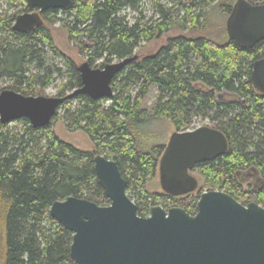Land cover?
Returning <instances> with one entry per match:
<instances>
[{"label":"trees","instance_id":"1","mask_svg":"<svg viewBox=\"0 0 264 264\" xmlns=\"http://www.w3.org/2000/svg\"><path fill=\"white\" fill-rule=\"evenodd\" d=\"M6 1L8 9L0 10V79L9 80L5 89L40 96L60 80L56 97H66L81 87L78 66L65 56L61 67L49 62L48 53L57 51L48 26L60 23L90 66L101 60L103 67L132 57L141 42L171 29L206 31L212 9L229 16L238 0H72L68 11L40 12L42 26L24 34L15 32L13 24L31 9L25 0ZM143 1L156 19L142 15ZM128 9L139 11L132 22L122 14ZM224 34L218 42L206 35L169 37L155 53L115 76L110 99L76 95L62 102L47 127L34 129L26 119L0 122V264H75L72 233L49 210L70 196L101 207L110 204L94 173L95 154L117 163L140 217H147L154 205L194 215L203 190L224 191L242 205L264 208V93L249 80L253 62L264 58V41L243 48L228 39L226 27ZM152 90L155 102L146 107ZM196 119L210 121L225 135L226 154L194 166L191 172L202 179L197 193H150L146 187L158 174L165 145L144 150L137 131L152 120H164L184 132L195 129ZM57 120L68 132H83L93 151L60 140L52 129ZM246 173L255 180L245 186Z\"/></svg>","mask_w":264,"mask_h":264},{"label":"water","instance_id":"2","mask_svg":"<svg viewBox=\"0 0 264 264\" xmlns=\"http://www.w3.org/2000/svg\"><path fill=\"white\" fill-rule=\"evenodd\" d=\"M25 1L31 12L19 15L13 24L21 34L42 26L40 12L68 11L72 5V0ZM225 27L228 39L240 47L250 49L264 41V3L236 1ZM137 59L133 55L102 68L87 61L80 64L81 87L66 97L1 90L0 122L26 119L34 129L44 128L62 102L76 95L110 99L115 76ZM249 80L256 92L264 93V58L253 62ZM227 150L225 135L212 127L173 132L158 163L161 190L171 197L195 192L194 166L215 161ZM93 169L109 205L70 196L49 210L72 233L70 256L75 264H264V208L259 204L242 205L224 191H207L200 195L194 215L183 208L154 205L148 217H140L117 163L95 154Z\"/></svg>","mask_w":264,"mask_h":264},{"label":"rangeland","instance_id":"3","mask_svg":"<svg viewBox=\"0 0 264 264\" xmlns=\"http://www.w3.org/2000/svg\"><path fill=\"white\" fill-rule=\"evenodd\" d=\"M164 3L166 4V0H164ZM3 9H8L6 0H0V10ZM140 10L142 11V15L146 19L149 18L156 19V14L152 9L151 5L147 1H143ZM122 14H126L127 18L130 19V21L132 22L134 17L136 18L139 16V11H133L128 9L122 12ZM60 17L63 20L66 18V16L62 14H60ZM227 18H228L227 15L220 13L216 9H212L209 13V24H208V29L206 31L182 32L177 29H171L168 33L162 35L159 38H155L150 42H141L139 47L135 50L134 55L140 58L146 55L153 54L166 43V40L169 37H173L181 34L192 37L206 35L212 38L214 41L218 42L224 37V35H226L224 34V31H225ZM48 29L57 51V53L51 51L48 53L49 62L51 64L61 67L63 56L70 58L76 64V66H79L80 64L87 61V58L82 54H80L77 48L69 41L66 31L62 28L60 23H57L53 26H48ZM116 61L118 60L117 59L112 60V62H116ZM101 63L102 61L100 60L99 62H97V64L94 65L93 68H102ZM59 82L60 80H57L54 83H52L49 87L43 90L40 96L55 97ZM8 85H9V80L5 78L0 79V91L7 88ZM155 97H156V92L152 90L146 99L145 106L151 107L155 102ZM193 126L195 128H199L203 126L211 127L212 124L208 120L196 119ZM52 129L55 135L63 142H66L82 151H89V152L93 151L94 146L89 140V138L81 131H77L73 133L68 132L62 120L55 121L53 123ZM173 132H175V129L170 123L164 120H152L151 122L140 127V129L137 131L138 142L140 147L144 150H148L155 145H166ZM192 175L197 178L200 188L202 186V179L196 173H192ZM244 179H246L244 183L246 186L248 183H252L255 180V177L252 173H246ZM146 188L150 193L160 194L163 192L159 185L158 175L154 178V180H152L149 184H147ZM204 192H206V190H203V193ZM195 193H197V191ZM163 209L166 210L167 208H163Z\"/></svg>","mask_w":264,"mask_h":264},{"label":"flooded vegetation","instance_id":"4","mask_svg":"<svg viewBox=\"0 0 264 264\" xmlns=\"http://www.w3.org/2000/svg\"><path fill=\"white\" fill-rule=\"evenodd\" d=\"M30 12H31V11H30ZM25 13H27V12H25ZM18 16H19V15H18ZM18 16H17V17H18ZM3 90H4V89H3ZM9 90H11V89H9ZM179 208H180V207H179ZM168 209H169V208H168ZM164 210H165V209H164ZM166 210H167V209H166ZM149 212H150V211H149ZM148 216H149V215H148ZM148 216H147V217H148Z\"/></svg>","mask_w":264,"mask_h":264}]
</instances>
